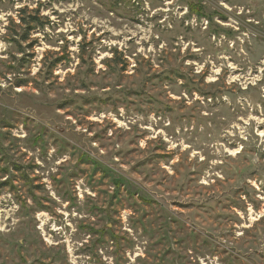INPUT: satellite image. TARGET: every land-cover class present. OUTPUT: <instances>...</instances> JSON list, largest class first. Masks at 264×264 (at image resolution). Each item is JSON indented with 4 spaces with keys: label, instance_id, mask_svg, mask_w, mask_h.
<instances>
[{
    "label": "rangeland",
    "instance_id": "374dc122",
    "mask_svg": "<svg viewBox=\"0 0 264 264\" xmlns=\"http://www.w3.org/2000/svg\"><path fill=\"white\" fill-rule=\"evenodd\" d=\"M0 264H264V0H0Z\"/></svg>",
    "mask_w": 264,
    "mask_h": 264
},
{
    "label": "trees",
    "instance_id": "16d2710c",
    "mask_svg": "<svg viewBox=\"0 0 264 264\" xmlns=\"http://www.w3.org/2000/svg\"><path fill=\"white\" fill-rule=\"evenodd\" d=\"M190 13L199 16L200 20L204 17H207L206 14L203 15L202 7H198V5H189Z\"/></svg>",
    "mask_w": 264,
    "mask_h": 264
}]
</instances>
